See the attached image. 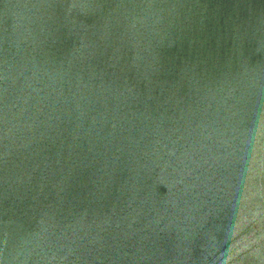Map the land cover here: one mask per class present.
<instances>
[{
  "label": "water",
  "instance_id": "1",
  "mask_svg": "<svg viewBox=\"0 0 264 264\" xmlns=\"http://www.w3.org/2000/svg\"><path fill=\"white\" fill-rule=\"evenodd\" d=\"M0 264H264V0H0Z\"/></svg>",
  "mask_w": 264,
  "mask_h": 264
}]
</instances>
